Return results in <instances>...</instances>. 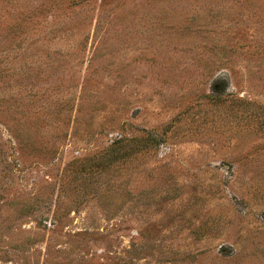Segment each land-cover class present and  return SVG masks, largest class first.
Masks as SVG:
<instances>
[{"label":"rangeland","instance_id":"rangeland-1","mask_svg":"<svg viewBox=\"0 0 264 264\" xmlns=\"http://www.w3.org/2000/svg\"><path fill=\"white\" fill-rule=\"evenodd\" d=\"M0 264H264V0H0Z\"/></svg>","mask_w":264,"mask_h":264}]
</instances>
